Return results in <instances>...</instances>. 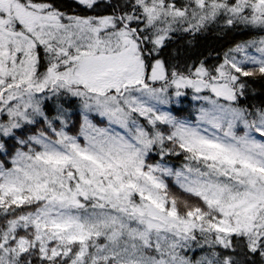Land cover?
Instances as JSON below:
<instances>
[{
  "label": "snow or ice",
  "instance_id": "1",
  "mask_svg": "<svg viewBox=\"0 0 264 264\" xmlns=\"http://www.w3.org/2000/svg\"><path fill=\"white\" fill-rule=\"evenodd\" d=\"M0 264H264V0H0Z\"/></svg>",
  "mask_w": 264,
  "mask_h": 264
},
{
  "label": "trees",
  "instance_id": "2",
  "mask_svg": "<svg viewBox=\"0 0 264 264\" xmlns=\"http://www.w3.org/2000/svg\"><path fill=\"white\" fill-rule=\"evenodd\" d=\"M237 37H239L240 34H234ZM232 37H220L216 35H212L207 39L201 38L200 43L198 47L200 48L201 51H206L210 50L211 48H216V49H221L225 48L229 45L231 42Z\"/></svg>",
  "mask_w": 264,
  "mask_h": 264
}]
</instances>
